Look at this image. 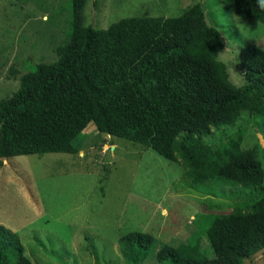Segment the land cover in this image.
Returning <instances> with one entry per match:
<instances>
[{
	"label": "trees",
	"instance_id": "16d2710c",
	"mask_svg": "<svg viewBox=\"0 0 264 264\" xmlns=\"http://www.w3.org/2000/svg\"><path fill=\"white\" fill-rule=\"evenodd\" d=\"M219 1L264 25L258 0ZM86 2L71 0L68 40L56 49L57 60L36 64L0 100V168L11 157L75 155L74 140L93 124L99 134L150 148L194 180L216 176L264 191L254 150L234 139L215 150L203 142L242 113L260 116L264 127V50H240L246 83L238 87L226 65L215 62L223 39L200 3L178 17L134 16L94 29L84 24ZM199 224L196 234L158 249L139 232L121 236L118 245L128 262L137 260L131 249L143 247L155 264H243L264 250V195L228 214H204ZM0 264H32L18 234L3 225Z\"/></svg>",
	"mask_w": 264,
	"mask_h": 264
},
{
	"label": "rangeland",
	"instance_id": "374dc122",
	"mask_svg": "<svg viewBox=\"0 0 264 264\" xmlns=\"http://www.w3.org/2000/svg\"><path fill=\"white\" fill-rule=\"evenodd\" d=\"M197 3L220 33L223 48L226 34L239 53L247 45L264 50V25L240 19L219 0H87L84 24L106 29L122 18L178 17ZM71 19V0H0V100L11 96L36 64L57 60ZM224 64L232 83L243 86L245 76L237 83ZM236 71L244 75L240 60ZM211 131L203 139L210 150L238 140L243 150L257 153L264 169L260 116L242 113L233 125ZM73 144L75 155L11 157L0 168V225L18 234L32 264H155L143 247L132 248L137 260L128 262L119 238L143 233L158 249L196 234L202 215L228 214L264 195L253 185L216 176L194 180L150 148L99 134L93 124ZM206 244L203 240L202 247ZM243 264H264V250Z\"/></svg>",
	"mask_w": 264,
	"mask_h": 264
},
{
	"label": "clouds",
	"instance_id": "9594fccd",
	"mask_svg": "<svg viewBox=\"0 0 264 264\" xmlns=\"http://www.w3.org/2000/svg\"><path fill=\"white\" fill-rule=\"evenodd\" d=\"M259 6L264 8V0H258ZM225 40V47L223 49H219L213 56L215 57V62L217 63H225L229 64L232 69L233 79L237 83H242L244 79V75L238 73L236 71V65L239 63L238 56L239 52L237 48L233 49V44L235 43L232 41L228 35H224Z\"/></svg>",
	"mask_w": 264,
	"mask_h": 264
},
{
	"label": "crops",
	"instance_id": "0c3cea01",
	"mask_svg": "<svg viewBox=\"0 0 264 264\" xmlns=\"http://www.w3.org/2000/svg\"><path fill=\"white\" fill-rule=\"evenodd\" d=\"M117 147V146H116Z\"/></svg>",
	"mask_w": 264,
	"mask_h": 264
}]
</instances>
